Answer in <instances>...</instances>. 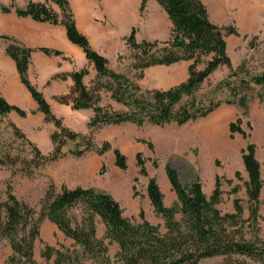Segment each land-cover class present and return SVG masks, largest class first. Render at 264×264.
I'll return each instance as SVG.
<instances>
[{"label": "trees", "instance_id": "obj_1", "mask_svg": "<svg viewBox=\"0 0 264 264\" xmlns=\"http://www.w3.org/2000/svg\"><path fill=\"white\" fill-rule=\"evenodd\" d=\"M171 20L170 37L167 40L137 39V29L134 27L126 38L134 68L140 70L139 78L150 67L170 66L182 61H189L188 78L168 89L144 90L137 82L123 73L114 71L109 66V60L96 51L89 39L82 34L76 25L74 13L68 0H31L21 9L16 8L20 17H30L37 22L53 25H64L71 42L79 45L88 61L97 72L93 86L88 87L84 78L89 73L87 67L74 70L70 76L74 81L72 99L74 110H94L88 126L96 130L109 125L134 123L139 126L152 123L164 126L170 123L186 124L204 118L218 109L222 104H235L248 115L251 102L255 99V87H264V71L251 75L245 63L233 67L228 53L227 36L238 35L233 27H222L210 18L207 5L203 0H157ZM51 3L59 7L56 10ZM147 0L142 1L141 10ZM15 8L14 3L3 6L4 13H10ZM8 41L7 54L14 59L22 83L27 87L32 98L38 105V111L45 116L46 122H52L56 131L52 133L54 149L45 155L34 146L35 164L40 167L48 162L58 160L68 154L81 157L89 151L105 154L112 149L110 143L98 146L93 136L84 135L64 125L63 119L56 116L43 92L31 82L28 71L32 52L21 42L10 36H1ZM47 55H61L59 50L41 48ZM204 65L203 68H200ZM222 66L229 68L228 76L216 86V90H228L230 98L216 100L215 98H199L197 93L213 73ZM66 74L55 78L65 79ZM110 94L111 99L120 105L115 109L112 105H100V91ZM67 95L57 98L61 103L67 102ZM264 98V94L260 95ZM103 100V94H102ZM17 112L26 117L28 112L12 105L0 94V115L6 116ZM32 111L31 113H34ZM15 133L23 139L25 134L17 125L11 123ZM232 135L240 133L249 135L243 128V119L238 118L231 123ZM75 142L74 149L69 153L64 151L68 142ZM32 144V143H31ZM115 164L125 170L128 168L127 157L115 149ZM141 172L146 173L145 161L138 155ZM18 160L10 153L0 155V165H16ZM245 167L249 175V195L257 204L262 190L261 164L256 157V146L250 143L244 156ZM167 173L174 190L181 202L183 214L182 223L175 218V209L166 208L163 194L156 179L148 186V193L153 204L165 216L168 233L160 235L147 223L135 225L124 215L121 204L109 193L93 188L77 187L70 189L63 186L62 191L55 194L50 187L45 196V204L40 211L17 198L12 187L8 186L7 200L0 204V237L7 238L13 254L10 264H37L34 259L35 242L40 237V226L48 218L70 238L80 244L86 253L97 255L106 253L105 244L96 237L92 217L97 214L102 217L108 227V234L119 243L120 252L115 262L104 261L103 264H201L205 259L221 258L219 264H264V240L257 232L252 237H246L243 231L241 208L236 206V213L223 214L216 204L219 191L216 189L212 198H208L199 180L184 186L180 183L177 173L170 167ZM79 202H85L89 218V229L74 227L69 216V210ZM252 218L257 219V211L253 209ZM56 253V264H83L78 255H68L47 247L45 256L51 258Z\"/></svg>", "mask_w": 264, "mask_h": 264}, {"label": "rangeland", "instance_id": "obj_2", "mask_svg": "<svg viewBox=\"0 0 264 264\" xmlns=\"http://www.w3.org/2000/svg\"><path fill=\"white\" fill-rule=\"evenodd\" d=\"M0 1L1 4L7 2V0ZM111 1L104 0V9L113 13L117 21L121 19L123 11L119 6L115 7ZM203 2L207 5L214 23L222 27H233L238 31V35L227 36L228 53L233 67L237 68L245 63L251 75L262 73L264 71V6L258 11V19L253 22L247 17L252 3L248 5V3H235L229 0H203ZM141 5L140 1L135 8L140 16L139 23L135 26L139 35L152 31L154 27L148 19L151 17L150 11L145 10L146 6L141 10ZM1 15L3 13L0 8ZM155 17L161 22L162 31L169 33L165 39L167 40L172 27L169 18L159 13H156ZM115 27L124 26L115 24ZM137 39L144 40L139 39L138 36ZM2 40L3 38L0 37V41ZM189 65V61H182L170 66H153L147 68L143 72V77L139 78L141 71L134 68L132 50L129 49L126 54L109 61L111 69L126 74L144 90L168 89L184 82L189 75ZM203 67L204 65L200 66ZM229 71L227 66L217 69L204 83L197 96L223 101L230 98L228 90H216L217 84L228 76ZM96 79L97 72L93 67V73L89 70L86 85L93 86ZM253 93L255 99L251 102L248 115L235 104L224 103L208 116L183 125L170 123L160 126L146 123L139 126L134 123H124L91 130L88 123L94 115V110L92 108L74 110L72 99L76 94L71 89L70 93L66 94L68 96L66 103L59 102L57 100L59 96L53 100L54 114L62 118L64 125L71 129L84 135L91 134L99 147L107 142L111 144L112 149L102 155L96 151H89L81 157L68 154L40 167L35 164L34 146L45 155L52 152L54 142L51 135L56 131L55 125L46 122L44 114L38 110L28 113L26 117H21L15 111L6 116L0 115V155L10 153L18 160L13 166L0 165V204L7 200L8 186H11L18 199L40 211L50 187H53L55 194H58L63 186H68L69 183L76 184L75 168L82 164L86 157H100L102 165L96 176L102 181V192L111 194L121 204L124 215L133 224L147 223L160 235L168 233L166 218L153 204L148 193L152 179H156L160 187L164 206L174 208L176 220L182 223V205L167 173L170 167L177 173L180 183L184 186L199 180L208 198H212L218 189L219 198L216 207L223 214L236 213V206L239 205L245 236L249 238L257 232L258 237L264 240V98H260V95L264 94V87H255ZM100 94L101 106L110 104L115 109L121 107L111 99L109 93L101 90ZM238 118L243 119V128L248 137L240 133L232 135L230 125ZM11 123L19 127L26 139L15 133ZM250 143L256 146V157L261 164L262 190L257 204L250 198L248 192L249 175L244 162L247 146ZM74 147L75 142L70 141L64 147V151L69 153ZM115 149H119L127 157V169L123 170L116 166ZM140 154L145 161L144 174L137 160ZM254 208L257 211V219L252 218ZM69 216L74 227L89 229L90 216L85 202L73 206L69 210ZM92 221L97 239L107 248L106 253L100 252L97 255L86 253L80 244L68 237L56 223L46 218L41 223L40 237L35 242L36 263L56 264V253L51 258L45 256L47 247L53 248L55 252L76 254L83 264L115 262L120 252L119 243L108 234L107 224L101 216L95 214ZM12 254L9 240L0 237V264H10ZM221 261V258L205 259L201 264H219Z\"/></svg>", "mask_w": 264, "mask_h": 264}, {"label": "crops", "instance_id": "obj_3", "mask_svg": "<svg viewBox=\"0 0 264 264\" xmlns=\"http://www.w3.org/2000/svg\"><path fill=\"white\" fill-rule=\"evenodd\" d=\"M31 0H7L3 6H10L14 3L15 8L10 13H3L0 16V37L10 36L15 38L28 48L34 49L31 57V64L28 75L49 101L53 110V100L61 95L70 93L74 81L70 74L76 69L90 67L91 64L84 50L77 44L71 42L67 36V29L64 25H53L33 20L30 17H20L16 8H25ZM44 1V0H35ZM74 13L78 30L90 41L91 46L100 54L108 58H118L119 55L129 51L126 38L131 34L140 20L136 13L138 4L143 0H136L134 7L126 11L121 19L116 21L115 15L104 9V0H68ZM261 9L264 0H260ZM59 11V7L51 3ZM141 9V6H140ZM150 11L149 22L153 24V30L137 34L139 39L164 41L169 33L161 29V22L155 17L156 13L168 17L166 11L160 6L157 0H147L146 9ZM115 24L124 27L116 28ZM169 24L172 25L169 19ZM144 37V38H143ZM140 41V40H139ZM8 41H0V94L12 105H16L28 113L37 111L38 105L32 98L27 87L22 83L17 69L16 62L7 54ZM41 48L59 50L61 55H47ZM165 66V65H159ZM66 74L65 79L55 78L57 75ZM88 76V75H87ZM84 82L86 83V78ZM11 113H14L11 112ZM102 165L100 157L85 158L82 164L75 168L74 181L76 184H68V188L77 187L93 188L102 191V181L97 179V172Z\"/></svg>", "mask_w": 264, "mask_h": 264}, {"label": "bare ground", "instance_id": "obj_4", "mask_svg": "<svg viewBox=\"0 0 264 264\" xmlns=\"http://www.w3.org/2000/svg\"><path fill=\"white\" fill-rule=\"evenodd\" d=\"M229 1H232L235 3L240 2V3H244V4L248 3V5H250L252 3V5L250 6L251 9L247 13V17L252 19L251 21H253V22H255L258 19V11L261 10L260 3H259L260 0H229ZM111 3L115 7L119 6V8H121V10L123 11V12L121 11L122 15H123L126 11H128L129 9L134 7L136 0H112ZM111 3H110V5H111ZM218 13H220V11H218Z\"/></svg>", "mask_w": 264, "mask_h": 264}]
</instances>
